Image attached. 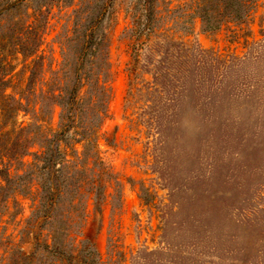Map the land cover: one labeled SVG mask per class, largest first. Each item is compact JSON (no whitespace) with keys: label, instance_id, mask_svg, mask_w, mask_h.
Listing matches in <instances>:
<instances>
[{"label":"rangeland","instance_id":"rangeland-1","mask_svg":"<svg viewBox=\"0 0 264 264\" xmlns=\"http://www.w3.org/2000/svg\"><path fill=\"white\" fill-rule=\"evenodd\" d=\"M75 82L0 176V264H264V0H0V92Z\"/></svg>","mask_w":264,"mask_h":264},{"label":"trees","instance_id":"trees-1","mask_svg":"<svg viewBox=\"0 0 264 264\" xmlns=\"http://www.w3.org/2000/svg\"><path fill=\"white\" fill-rule=\"evenodd\" d=\"M21 53V52H19ZM36 52L31 53L28 56L34 55ZM23 56H26L21 53ZM38 59V56L32 62ZM29 75L27 80L31 78L33 75L32 67L28 70ZM17 72H14V67L13 68H7L4 72V77L5 78L7 75H10L9 78H13L17 76ZM80 75V74H79ZM78 70L75 71V80L77 81L78 78ZM65 77V75H64ZM2 78V79H3ZM10 79H5L3 80L5 83L9 82ZM31 80V79H30ZM31 82V81H30ZM31 84V83H29ZM26 86V85H25ZM27 88H24L22 92H14L13 87H12V93L6 94V88L0 92V176L1 174L7 175L6 180H10L11 178L19 177V174L17 172V165L21 164L23 165V159L24 157L30 153V149L38 145L41 147L47 148V146H50L52 141L46 136L44 133L43 125L41 122L46 123L47 128L51 125L52 119H53V114H51V119L48 121L47 116H42L43 113V105H44V98L46 96H50L51 98H58L62 99L63 95H67L66 100L64 101V107H66V112H68V119H70V113L72 112L73 108V103H74V98H75V93H76V82L75 84L69 89L68 93L64 94L65 91L62 87H58L57 90H49L46 84V90H40V94L42 95L39 99H36L33 103L31 101V92H32V86L27 85ZM15 89V88H14ZM17 89V88H16ZM58 91V94L55 92ZM18 94V96H16ZM3 99L6 100L7 104L3 103ZM60 100H55L54 104L55 105H61ZM32 107L34 118H35V124H34V130L30 131V124L24 125L23 121L18 120V115L20 112H29ZM63 109V106H62ZM50 118V117H49ZM40 122V123H38ZM52 128H50L51 130ZM53 131V129H52ZM4 134L9 135V146L7 150H4L2 146V140L1 136ZM59 135V134H58ZM59 139L58 142L56 141L55 145L56 148H59ZM37 156V154H35ZM9 167H13L16 169L15 174L10 176L9 173ZM0 183H1V178H0Z\"/></svg>","mask_w":264,"mask_h":264}]
</instances>
